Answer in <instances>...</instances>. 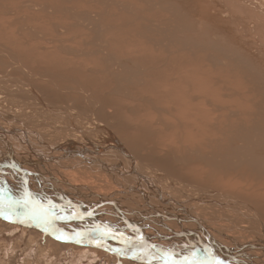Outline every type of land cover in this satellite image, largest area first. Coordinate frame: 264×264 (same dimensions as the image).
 I'll return each mask as SVG.
<instances>
[{
    "label": "bare ground",
    "instance_id": "obj_1",
    "mask_svg": "<svg viewBox=\"0 0 264 264\" xmlns=\"http://www.w3.org/2000/svg\"><path fill=\"white\" fill-rule=\"evenodd\" d=\"M221 1L166 0L180 27L166 35L188 46L168 51L166 58L163 33L143 39L138 22L123 21L115 31L119 36L109 39L94 29L103 38L92 39L100 50L93 45L88 54L81 52L83 60L74 55L78 51L66 56L60 43L77 47L82 39L77 33L86 28L67 31L76 34L70 37L54 34L52 41L49 27L34 26L20 47L0 20L9 60L0 59L3 220L41 228L52 239L82 246L83 253L103 251L121 260L264 264V97L232 101L227 97L232 93L216 89L241 86L240 76L254 72L260 61L247 54L233 28L237 21H231L249 2ZM253 7L246 14L260 16ZM29 20L17 24L28 29ZM209 38L214 50L229 55L231 66L213 67L199 53H207L202 44ZM35 46L47 49L35 55ZM17 71L23 76L14 77ZM243 106L248 115L242 119Z\"/></svg>",
    "mask_w": 264,
    "mask_h": 264
},
{
    "label": "rangeland",
    "instance_id": "obj_2",
    "mask_svg": "<svg viewBox=\"0 0 264 264\" xmlns=\"http://www.w3.org/2000/svg\"><path fill=\"white\" fill-rule=\"evenodd\" d=\"M48 1L49 0H0V3H2V4H0V11H1L0 17H2V18H0V20H2L1 22H3L4 24L6 22V24L9 25L8 27L6 25H3V28L5 26V28L7 27V29H9L8 31L6 29L3 32L7 31V33H9L12 31L16 35V37L19 38V41H17V42H18L19 46L21 47L24 44L22 42V40L24 37H26L25 33H28L29 29H32L34 26L37 28H41L40 30H43V29L47 30V27L51 28V29L48 28V32L50 35L52 33V35L49 36V39H51L52 41H53L54 34L57 35V33H58L59 36H64V35L67 36L68 35L67 31H72V30H75L76 28L77 29L78 28H81V29L86 28V30L84 29V33H81V34L77 33L78 38H80V39L82 38L81 43L79 45L77 44V47L74 46L73 43L70 44V42H61L60 43V45L61 44L63 45V46L61 45L63 47V50L66 52L65 55L68 57H71V55H72V58H73L74 57L73 53L76 51L79 52V53L76 52L77 54L76 53L74 54L77 57L79 54L80 55H83V53L88 54V52H89L88 50H90L94 46L95 47L93 48V50H100L99 48L101 46L98 44V42H96L95 39L92 40L94 38L93 36L98 35L95 32L96 29H100L99 31L102 32L103 35H105V37L109 39L111 36H114V37L119 36L118 33H116L115 31L119 30V27L121 26L123 21L126 22L128 20L129 24H130V22L131 23L138 22L139 26H138L137 30L140 29V32L137 30L136 31L134 30V31H135V33L139 32L140 34L144 33L143 39L145 36L148 37L149 35L153 36L154 38H157L159 36V34L163 33L162 36L166 38V41H164L163 44L165 45L164 46L165 50H167L164 57L168 54L167 52L170 50H174V49L176 50L177 49L176 51H178V52L183 51L179 47L180 45L188 47L184 44L179 43L177 41L178 37L170 38L168 35H166V32L168 31V29L170 31L171 30L170 28H172L173 30H178L180 28L176 25V23H174L172 21L173 10L170 7V5H168L166 0H159V1H157V0H50L49 2ZM149 1H150V3H149ZM246 1L249 3H246V5L243 4L245 6V8H243L244 10L242 12L243 15L240 14L238 16V14H237L235 16V14H234L233 18L231 15L229 20H231V18H232L231 21H233V23H235V24L237 21L238 26L236 27V25L234 24L235 27H233V28L237 29V31H238L237 34H239L237 37V40L240 42L245 41L244 43L242 42L244 45V46L242 45V47L249 49L248 50L249 52L247 54L250 55L249 53H251L252 55H254V58L251 56L252 59H254V60H256L255 57L258 58L257 61H260V65L255 66L254 72H251V73L250 72L245 73V71H243L241 68V71L243 73L248 74V75L242 74V76H240V80L243 82V83H241L242 87L239 85H238L239 87H236L233 83H227L228 89H225V85L222 87H220L218 85L216 87V89L220 90L217 92V94L221 93V95H223V93H224V96H226L225 95L226 92H229L232 94L230 96H227V97H229V99L231 98L230 100H232V97L234 98V96L235 97L238 96V97H236V98H238V101L241 99H244L246 97H251L253 99H257V98L260 99L261 97H264V96H262V94L264 95V90H263L264 88H262V87H264V75L262 74L263 72H260L261 70L264 69L263 68L264 65L261 64L262 61H264V59L259 60L260 57L264 56V22H263L264 21V12H262V9L264 11V4H263L264 2L262 3V1L260 2L259 0H255V1L246 0ZM257 1H259V2H257ZM156 2H159V3H156ZM160 2H165L163 4L164 6H162V3H160ZM221 2H223V4L225 3L224 0H222ZM256 2L258 3V6H257ZM36 3H38L39 6L41 3V6L40 7L37 6L38 4H36ZM154 4H155V6H154ZM166 4H167V6L165 7ZM2 5H4V7ZM53 5H55V6H53ZM251 5L255 6L253 8L256 9V10H253V8L251 9L253 11V13H257L258 11H260V16H259V14H256V15L252 14V16L246 14L247 13L246 7L251 8ZM106 6H107V8H106ZM119 6H122V7H119ZM37 7H39V8H37ZM53 7H54V9H53ZM111 7L113 10L111 9ZM103 8H105V9H103ZM166 8H167V10H165ZM2 9H3V11H2ZM122 9L125 11H123ZM231 9H233V8H231ZM101 10H103V11H101ZM111 10H112V12H110ZM137 11H139V12H137ZM167 11H169V12H167ZM255 11H257V12H255ZM66 12L67 13L69 12L70 14H67ZM134 14H135V16H134ZM2 15L3 16L5 15V18ZM38 16L41 17V19H37ZM6 17H8V18L10 17L9 19L12 18L13 23L10 24L9 19ZM24 17H29V18L33 19V20H29L31 25L29 24L30 28L28 27V29L27 28L21 29L19 27V24H17L20 20H23ZM45 17H47V18H45ZM129 17L130 18L132 17V18L130 19ZM82 18H84L86 20H82L79 24L78 23L79 19L81 20ZM237 18H238V20H237ZM258 18L259 19L261 18L260 21ZM120 19H122V20H120ZM234 19L236 21H234ZM77 20H78V22H77ZM132 20H135V21H132ZM56 22H57V24H56ZM250 22L253 24H251ZM90 23H91V25H90ZM116 23H118V24H116ZM46 24L47 25L49 24V25L46 26ZM95 24H96V26H95ZM221 24L222 23H220L219 25H221ZM63 25H64V27H63ZM111 25H113V26H111ZM56 26L60 27L62 29V31L59 32V30L56 29ZM77 26H79V27H77ZM98 26H99V28H98ZM100 26L102 27V29ZM108 26H109V28H108ZM95 27H97V28H95ZM142 27H144V30H142ZM238 28L240 29V31L238 30ZM94 29H95V31H94ZM145 29H146V31H145ZM254 29H256V30H254ZM35 30H36V28H35ZM36 32L40 33V31H38V30ZM85 33L92 34V36H91L92 38H90V40H89L88 39L89 35L85 34ZM36 34H38V33H36ZM72 35H76V34H70V36H72ZM100 35H101V33H100ZM98 37H99V39H102L100 41H103V38L101 36L98 35ZM34 38L37 40L39 37L34 36ZM149 38L150 37H148V40H149ZM213 38H214V36H213ZM85 40H88V41H85ZM210 41H211V43H210ZM87 42H89V43H87ZM207 42H209V43H206L204 45L202 44V46H205V48L208 47L209 50L207 51V53H205V51H201V50L199 51V53H202L203 55H205L207 57V60L211 62V63L209 62L210 65L213 67H217V65L218 66L223 65L221 67H224L226 64L231 66L232 59L229 57V55L224 54V53L222 54L220 52V50H218L215 47H214L215 48V50H214L212 48L213 47L212 46V40L210 38ZM46 43H47V45L51 44V42H49V40ZM176 43H179V45ZM5 44H6L5 42L2 43L0 41V59L2 61L5 60V61L9 62L8 57H7L8 48ZM85 44H86V46H88V45H90V46L86 47V46H84ZM72 45H73L74 50L72 49ZM39 46H37V47L35 46V48L33 47L35 50L38 51V52H33V53H36L35 55H37V53L41 55V53L47 49V48H43L42 46L41 47H39ZM78 46H79V48H78ZM108 46L109 45H105L104 47H108ZM6 48H7V50H5ZM114 48H115V46H111L112 50H114ZM79 49H80V51H79ZM85 50H87V51L84 52ZM112 50H110V52H112ZM196 50L197 49L195 48V50H193V51H196ZM250 50H251V52H250ZM257 50H258V52L256 53ZM81 52H83V53H81ZM32 54H31V57H32ZM68 54H71V55H68ZM258 55H260V56H258ZM244 56H246V55H244ZM78 57H82V56H78ZM225 57H229V58H225ZM32 59H34V58L32 57ZM82 59L85 60V58H83V57H82ZM204 59H205V62L207 63L208 61L206 60V58H204ZM1 60H0V62H1ZM35 61L41 62V60L38 58ZM212 61H214V62H212ZM212 63H213V65H212ZM214 63L216 66L214 65ZM103 64H104V61L102 62V65ZM134 66H137L135 62H134ZM261 66H262V68H261ZM39 69L42 71L44 70V73H46V74L51 73L49 71L50 69H47V67H45V68L39 67ZM234 71H238V68H235ZM17 72L14 73V75H13L14 77L18 78L20 76H23V74H19L20 71H17ZM2 74H3V72H2ZM38 74L42 75V73H38ZM252 74H254V76H251ZM243 77H245V78H243ZM247 78H248V80H247ZM27 79H30V78H27ZM101 79L103 82L105 81L104 78H100V81H101ZM229 79H230V82H232V77H229ZM98 80H99V78H98ZM92 81L97 82V79L96 80L93 79ZM130 83H132V82L130 81ZM254 85H257V87H255ZM229 87H231V88H229ZM239 89H240V91L237 92V90H239ZM231 90H233L234 92ZM241 90H242V92H241ZM75 92H77V91L75 90ZM213 94H215V93H213ZM115 95H117L118 97H121V98H123V97L128 98V97H125L127 94H125V96H124V94L121 93V95H122L121 96L119 92H117V94H115ZM232 101H235V100L233 99ZM214 107H216V106H213L212 108H214ZM89 108H91V106H89ZM93 108H94V105H93ZM243 108H244V110L242 112V114H243L242 119H243V117L248 115V109L244 106H243ZM238 116H237V118H238ZM236 120H238V119H236ZM246 137L244 138L245 140L247 139ZM241 139H243V137ZM238 144H240V143H238ZM237 147H239V145ZM263 157H264V155H263ZM242 170L245 174H248V173L252 174V172H250L247 167H245ZM250 183L245 184V187L248 186V184H250ZM242 184H243V182H242ZM3 219H5V218L0 216V221H2V222H0V264H146L143 262L130 260V259H126L127 261L125 259L121 260L120 258L118 259L116 256H113V255H111L113 257H110L109 254L104 253L103 251L102 252H96L93 254V253H91V250H89V252H88L89 254L83 253L81 251L82 246H80L78 244L67 243L66 240H63V239H57V238L52 239L51 236L47 235L46 233H43L42 231L36 229L35 227H33L31 225H28V224L18 225V224H15L14 222L12 223V222H9V221L3 220ZM15 226H16V229H15ZM31 240H32V243H31ZM45 242H47V244ZM67 247H69V248H67ZM93 249H97V248H93ZM79 250L81 252H79ZM92 254H93V256H92Z\"/></svg>",
    "mask_w": 264,
    "mask_h": 264
},
{
    "label": "water",
    "instance_id": "obj_3",
    "mask_svg": "<svg viewBox=\"0 0 264 264\" xmlns=\"http://www.w3.org/2000/svg\"><path fill=\"white\" fill-rule=\"evenodd\" d=\"M38 229L40 230L41 228H38ZM160 261H162V262H164L165 264H167V262H166V261H164V260H162V259H161Z\"/></svg>",
    "mask_w": 264,
    "mask_h": 264
}]
</instances>
